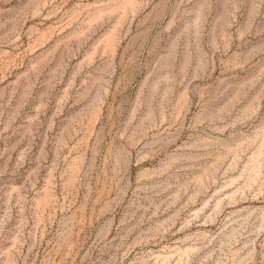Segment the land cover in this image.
I'll list each match as a JSON object with an SVG mask.
<instances>
[{"label": "rangeland", "instance_id": "rangeland-1", "mask_svg": "<svg viewBox=\"0 0 264 264\" xmlns=\"http://www.w3.org/2000/svg\"><path fill=\"white\" fill-rule=\"evenodd\" d=\"M0 264H264V0H0Z\"/></svg>", "mask_w": 264, "mask_h": 264}]
</instances>
